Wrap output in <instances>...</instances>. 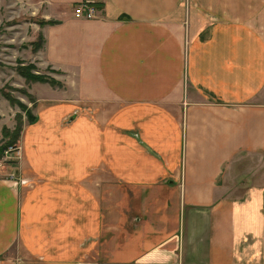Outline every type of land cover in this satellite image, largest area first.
Instances as JSON below:
<instances>
[{
	"label": "crops",
	"instance_id": "obj_1",
	"mask_svg": "<svg viewBox=\"0 0 264 264\" xmlns=\"http://www.w3.org/2000/svg\"><path fill=\"white\" fill-rule=\"evenodd\" d=\"M38 2L61 87L0 169V264H264V0Z\"/></svg>",
	"mask_w": 264,
	"mask_h": 264
},
{
	"label": "rangeland",
	"instance_id": "obj_2",
	"mask_svg": "<svg viewBox=\"0 0 264 264\" xmlns=\"http://www.w3.org/2000/svg\"><path fill=\"white\" fill-rule=\"evenodd\" d=\"M41 14L38 0H0V169L2 173L15 168L16 161L22 155V133L26 125H29L24 110L16 102L11 103L12 101L7 97L19 101L27 108L32 120L34 118L32 108L37 100L31 91L33 83L26 82L20 77L17 67L40 65L42 61L41 59L40 62L37 61L39 58H35L31 46L34 43L40 45L39 49L43 46V41H39L38 38L39 30L36 23L40 20ZM36 70L35 74L45 75L58 82L55 73L49 68H42L40 65ZM75 120L67 118L64 119L63 124L70 125ZM18 131H20L19 135L16 136ZM260 163L262 160H255L251 156L240 158L236 162L235 169L239 173L242 171L243 175L240 173L237 186L255 184L254 178L260 176ZM242 179L246 180L242 181ZM229 184L230 190L234 191L235 181ZM241 191H243L242 187L236 193L240 194Z\"/></svg>",
	"mask_w": 264,
	"mask_h": 264
},
{
	"label": "trees",
	"instance_id": "obj_3",
	"mask_svg": "<svg viewBox=\"0 0 264 264\" xmlns=\"http://www.w3.org/2000/svg\"><path fill=\"white\" fill-rule=\"evenodd\" d=\"M94 7L96 9H99L98 7L100 6L99 4H93ZM40 26H43V25H54L56 24V22L54 21H48V22H44V21H39L38 23ZM39 38V41H43V38L41 36L38 37ZM32 46V50L34 52L38 51L39 48H40V45L38 43H34L31 45ZM17 73L20 77H22L26 82H31V83H47L49 84L50 86H53V87H61V83L57 82V81H54L53 79H50V78H47L45 75H40V74H35L34 71H37L36 70V67L34 65H27V66H19L17 67ZM33 70V73H31V71ZM53 72V71H52ZM8 100L12 101L11 103H14L16 102L17 105H19L21 107L22 110H24L26 116H27V119H29V124H31L33 122L31 116H30V113L28 112L27 108L22 105L21 103H19V101H14L12 99H9L10 97H7ZM19 132L18 131V134L16 136L19 135Z\"/></svg>",
	"mask_w": 264,
	"mask_h": 264
},
{
	"label": "built area",
	"instance_id": "obj_4",
	"mask_svg": "<svg viewBox=\"0 0 264 264\" xmlns=\"http://www.w3.org/2000/svg\"><path fill=\"white\" fill-rule=\"evenodd\" d=\"M98 10L91 3H79L74 9L76 17H83L85 19H94L97 17Z\"/></svg>",
	"mask_w": 264,
	"mask_h": 264
}]
</instances>
